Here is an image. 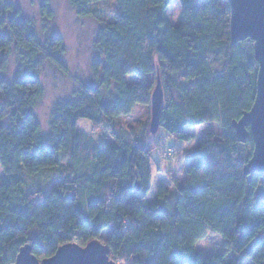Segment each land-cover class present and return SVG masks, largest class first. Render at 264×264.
Instances as JSON below:
<instances>
[{
  "label": "trees",
  "instance_id": "trees-1",
  "mask_svg": "<svg viewBox=\"0 0 264 264\" xmlns=\"http://www.w3.org/2000/svg\"><path fill=\"white\" fill-rule=\"evenodd\" d=\"M66 1L88 18L106 0ZM114 1L111 21L93 34L88 82L72 80L42 133L34 112L44 98L41 75L45 66L69 74L64 39L47 29L54 17L48 0L39 3L43 38L35 20L0 0V264H13L25 245L43 260L63 245L102 238L116 264H264V177L244 175L254 144L251 135L238 142L233 128L255 100L253 42L231 44L227 0H178L177 25L166 14L172 0ZM150 75L161 82L166 133L188 142L190 129L222 128L201 142L185 178L171 176L152 201L144 132L124 134L114 125L137 105L150 109ZM127 77L137 81L127 84ZM81 119L109 128L111 142L99 145L79 131ZM63 162L64 179L25 192L26 178ZM208 234L223 239L228 260L196 250Z\"/></svg>",
  "mask_w": 264,
  "mask_h": 264
},
{
  "label": "rangeland",
  "instance_id": "rangeland-1",
  "mask_svg": "<svg viewBox=\"0 0 264 264\" xmlns=\"http://www.w3.org/2000/svg\"><path fill=\"white\" fill-rule=\"evenodd\" d=\"M20 8L27 18L35 20L38 25L39 34L42 36V19L39 12L41 0H12ZM53 11V20L47 24L49 31L61 34L66 47L64 58L69 74L64 76L57 73L50 66H45L41 79L44 87V98L35 109V114L40 122L42 133L48 130V117L53 103L59 99H64L69 95L71 82L77 78L88 82V63L91 52L93 34L101 22L111 21L115 12V1L106 0L92 5V15L88 18H78L70 8L66 0H48ZM180 5L178 0H172L166 12L167 17L173 25L181 21ZM14 66L11 65L10 73ZM158 75L147 77L149 81H154ZM137 81V78L130 77L127 84ZM150 122V109L137 105L128 117H120L114 120L116 130L127 134L131 128L135 132H144L145 141L150 147L151 169H152V189L148 199L152 201L157 193L159 186H168V179L176 176L178 179L185 178V167L196 161V151L201 142L206 139L208 134H213L218 138L222 133V128L215 122L200 125L188 130L192 138L188 142L180 141L174 136L169 135L163 129H159L155 135L148 132ZM77 129L92 136L99 145L111 142L109 128L95 129L88 120L81 119L77 123ZM132 134V133H130ZM133 135V134H132ZM69 174L68 165L63 162L57 169L44 171L42 174L33 178H26L24 190L32 194L41 189H48L53 183L59 182ZM2 170L0 168V184L3 182ZM107 234V233H106ZM105 244L106 238L100 240ZM196 250L202 257H215L225 255L228 258L227 248L224 241L217 235L208 234L204 239L196 243ZM250 264V263H246Z\"/></svg>",
  "mask_w": 264,
  "mask_h": 264
},
{
  "label": "water",
  "instance_id": "water-1",
  "mask_svg": "<svg viewBox=\"0 0 264 264\" xmlns=\"http://www.w3.org/2000/svg\"><path fill=\"white\" fill-rule=\"evenodd\" d=\"M230 5V41L232 45L250 40L253 42L254 60L258 65L255 100L250 111L233 122L236 139L244 143L251 135L254 148L244 175L264 177V0H227ZM163 91L159 77L150 100L148 132L155 135L160 129V113ZM13 264H116L109 258L108 247L100 240L85 246L66 244L57 249L52 257L38 260L31 247H21Z\"/></svg>",
  "mask_w": 264,
  "mask_h": 264
},
{
  "label": "crops",
  "instance_id": "crops-1",
  "mask_svg": "<svg viewBox=\"0 0 264 264\" xmlns=\"http://www.w3.org/2000/svg\"><path fill=\"white\" fill-rule=\"evenodd\" d=\"M128 78H130V77H127L126 80H127ZM134 109H135V108H134ZM84 133H85V132H84ZM85 134H86V133H85ZM87 135H88V134H87Z\"/></svg>",
  "mask_w": 264,
  "mask_h": 264
}]
</instances>
